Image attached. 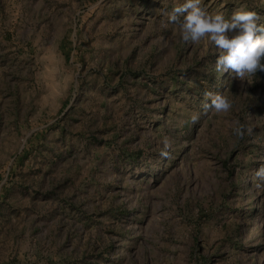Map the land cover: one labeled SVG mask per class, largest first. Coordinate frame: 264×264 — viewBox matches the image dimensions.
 I'll return each instance as SVG.
<instances>
[{
  "label": "rangeland",
  "instance_id": "374dc122",
  "mask_svg": "<svg viewBox=\"0 0 264 264\" xmlns=\"http://www.w3.org/2000/svg\"><path fill=\"white\" fill-rule=\"evenodd\" d=\"M182 2L0 0V264H264V71L218 72Z\"/></svg>",
  "mask_w": 264,
  "mask_h": 264
},
{
  "label": "clouds",
  "instance_id": "9594fccd",
  "mask_svg": "<svg viewBox=\"0 0 264 264\" xmlns=\"http://www.w3.org/2000/svg\"><path fill=\"white\" fill-rule=\"evenodd\" d=\"M257 13L243 8L234 11L230 17L223 12H209L202 7V0H183L170 15V21L178 23L184 41L198 42L207 36L220 50L216 60V70H229L244 80L264 71V25L258 23ZM210 103L205 108L215 112H227L232 107L231 98L222 92H208ZM198 114L191 119L195 122ZM264 178V167L257 173Z\"/></svg>",
  "mask_w": 264,
  "mask_h": 264
}]
</instances>
